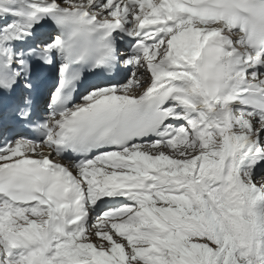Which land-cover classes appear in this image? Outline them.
Returning <instances> with one entry per match:
<instances>
[{
  "label": "snow or ice",
  "instance_id": "snow-or-ice-1",
  "mask_svg": "<svg viewBox=\"0 0 264 264\" xmlns=\"http://www.w3.org/2000/svg\"><path fill=\"white\" fill-rule=\"evenodd\" d=\"M0 264H264V0H0Z\"/></svg>",
  "mask_w": 264,
  "mask_h": 264
}]
</instances>
